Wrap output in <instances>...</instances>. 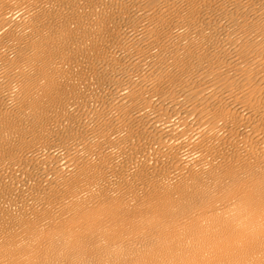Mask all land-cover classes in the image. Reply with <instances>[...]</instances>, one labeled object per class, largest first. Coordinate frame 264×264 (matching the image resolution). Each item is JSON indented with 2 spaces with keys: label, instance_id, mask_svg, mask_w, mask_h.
Returning a JSON list of instances; mask_svg holds the SVG:
<instances>
[{
  "label": "bare ground",
  "instance_id": "1",
  "mask_svg": "<svg viewBox=\"0 0 264 264\" xmlns=\"http://www.w3.org/2000/svg\"><path fill=\"white\" fill-rule=\"evenodd\" d=\"M0 264H264V0H0Z\"/></svg>",
  "mask_w": 264,
  "mask_h": 264
}]
</instances>
